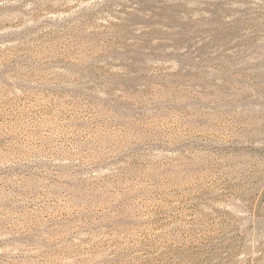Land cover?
<instances>
[{"label":"rangeland","instance_id":"rangeland-1","mask_svg":"<svg viewBox=\"0 0 264 264\" xmlns=\"http://www.w3.org/2000/svg\"><path fill=\"white\" fill-rule=\"evenodd\" d=\"M0 264H264V0H0Z\"/></svg>","mask_w":264,"mask_h":264}]
</instances>
